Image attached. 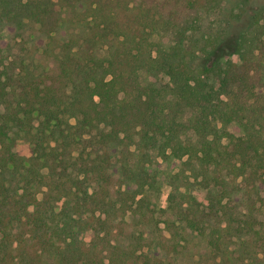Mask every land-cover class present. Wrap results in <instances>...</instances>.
Here are the masks:
<instances>
[{"label": "trees", "instance_id": "trees-1", "mask_svg": "<svg viewBox=\"0 0 264 264\" xmlns=\"http://www.w3.org/2000/svg\"><path fill=\"white\" fill-rule=\"evenodd\" d=\"M249 1L222 56L221 0H0V264H264Z\"/></svg>", "mask_w": 264, "mask_h": 264}, {"label": "rangeland", "instance_id": "rangeland-1", "mask_svg": "<svg viewBox=\"0 0 264 264\" xmlns=\"http://www.w3.org/2000/svg\"><path fill=\"white\" fill-rule=\"evenodd\" d=\"M264 0H250V6H259ZM237 0H221L219 6L212 13L203 17L204 21L202 27L196 34L192 35V40L199 42V46L203 45L204 42L200 40L201 37L208 38L211 41H215V37L221 41V50L223 51L222 56L228 55L233 45V37L241 33L248 24V18L246 12L240 15V10L236 5ZM245 11V10H244ZM239 15V17H237ZM1 43L7 44L11 37L9 28H3L1 31ZM32 41L38 45V49L41 50L42 44L44 43L43 36L35 33L28 35ZM191 40V39H190ZM217 40V41H218ZM213 45L214 42H210ZM209 45V44H208ZM163 190V189H162ZM165 196V194L162 196Z\"/></svg>", "mask_w": 264, "mask_h": 264}]
</instances>
